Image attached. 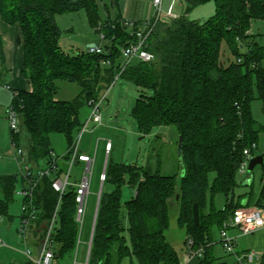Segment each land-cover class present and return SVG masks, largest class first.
<instances>
[{
	"label": "trees",
	"instance_id": "trees-1",
	"mask_svg": "<svg viewBox=\"0 0 264 264\" xmlns=\"http://www.w3.org/2000/svg\"><path fill=\"white\" fill-rule=\"evenodd\" d=\"M186 13L214 2L215 14L204 22L186 14L169 21L158 20L151 34V62L137 61L127 66L120 77L153 91L141 93L132 115L141 132L159 125L174 126L183 137L185 174H163L161 169L137 163L114 162L106 165L94 229L89 264H182L181 256L169 243L170 204L179 194L177 223L193 240V250L202 248L199 264H229L217 255L214 228L220 229L239 207L264 204V164L262 188L236 193L242 185L238 169L243 150L256 143L264 126L254 120L251 102L263 103L264 112V34L251 33L255 20L264 21V0H184ZM119 0H0V14L9 24H19L24 39L23 74L33 91L12 90V105L20 115V131L12 141L20 143L23 129L29 133L28 153L35 166L51 160V134L63 133L70 147L83 123L81 110L92 99H100L120 72L121 48L133 37L123 19L107 17ZM102 4L103 7L100 6ZM86 10L89 24L110 44L101 53H67L60 45L62 30L56 22L59 14ZM141 22H137V26ZM261 36L263 43L257 40ZM226 44L231 58L222 60ZM110 61V65L104 64ZM0 84L6 73L4 40L0 34ZM78 83L79 93L71 100L56 98L58 81ZM243 137L240 138L239 134ZM179 143V138H178ZM264 155V154H263ZM210 173L215 177L210 182ZM18 174H0V215H8L9 199L16 190ZM135 189V195L122 200L123 186ZM218 194L226 196L224 209L215 205ZM40 210L33 225L41 238L58 202L51 180L43 178L35 192ZM76 191L63 196L59 223L53 237L56 261L77 247L79 226ZM10 219L13 217L9 216ZM8 264H16L10 262ZM259 264H264V252Z\"/></svg>",
	"mask_w": 264,
	"mask_h": 264
},
{
	"label": "rangeland",
	"instance_id": "rangeland-1",
	"mask_svg": "<svg viewBox=\"0 0 264 264\" xmlns=\"http://www.w3.org/2000/svg\"><path fill=\"white\" fill-rule=\"evenodd\" d=\"M98 2L109 3L110 0H98ZM213 3H206L195 7L189 16L197 21H205L215 14ZM101 7L102 4H100ZM167 9L163 6V11ZM103 17H106V12L102 8ZM56 22L62 30L60 37L61 47L69 54L88 51L89 44L103 45L110 44L107 39H102L101 35L95 28L89 24L86 10L76 12H67L59 14L56 17ZM254 34H264V21L255 20L251 28ZM257 40L263 43L261 36L257 35ZM231 53L226 44L222 47V60L225 63L229 62ZM264 67V60H263ZM59 90L56 98L60 100H71L80 91L78 83H72L66 80L58 81ZM141 93L151 95L153 91L148 88H142L123 77H115L112 84L105 89L103 95L106 97L102 103V123L100 125L90 124V130L86 131L81 140L79 147L82 151L94 155L96 152L95 163L92 170L90 193L87 198L86 212L84 224L79 230V240L76 249L58 261V264H83L87 258L88 245L87 241L90 237L93 220L98 206L100 191L109 192L113 189V185L103 183L100 180V174L104 172L107 161L110 158L112 161L127 164L137 163L141 166H151L153 170L161 169L163 174L178 175L180 181L181 162L178 156V133L174 126L159 125L153 127L148 133L141 132L137 120L132 115V110L136 99ZM12 93L6 86L0 84V174H19V164L15 158L16 148L11 141V127L7 118L8 110L12 105ZM91 108L85 105L80 114L82 123H85ZM252 116L257 123L264 126L263 103L256 98L251 102ZM80 133V131H79ZM78 133V134H79ZM77 134V135H78ZM112 140L113 149L107 153L105 148L106 140ZM257 154H264V130L259 134ZM29 133L26 129L21 132L19 147L28 151ZM51 145L56 155L63 156L68 149V143L65 135L60 132L51 134ZM63 160V159H62ZM66 164V163H65ZM62 165L66 171L68 165ZM83 168V167H82ZM82 168L76 164L72 170L73 180L78 181ZM254 173V191L258 194L262 188V165H257ZM215 173H210V182L213 181ZM241 176H239V180ZM22 183L17 184V189L22 188ZM250 187L239 186L236 193H246ZM122 200H130L136 193L135 189L128 184L123 186ZM215 205L218 209H224L226 205V196L218 194L215 197ZM255 207V206H253ZM179 213L178 202L170 204V225L166 231V237L173 248L183 257L186 252V230L181 228L177 223ZM9 216L13 217L12 219ZM22 216V197L16 192L9 199L8 215H0V238L5 244L0 245V264H8L15 262L19 264L25 260L26 255L21 251L26 249L24 241L21 240L17 228L20 226ZM214 240H220L218 228L213 231ZM220 243V242H218ZM242 247V239L239 240ZM219 247V244H217ZM13 247L18 250L12 249ZM32 247V245L30 246ZM228 256V254H227ZM129 258L125 260L128 261ZM229 264H235L234 259H228Z\"/></svg>",
	"mask_w": 264,
	"mask_h": 264
},
{
	"label": "built area",
	"instance_id": "built-area-1",
	"mask_svg": "<svg viewBox=\"0 0 264 264\" xmlns=\"http://www.w3.org/2000/svg\"><path fill=\"white\" fill-rule=\"evenodd\" d=\"M155 15L153 18L141 22V25L137 26V22L126 20L123 21V25L132 35V41L121 48L120 59V72L116 74V78L120 77L121 72L129 65L137 61L151 62L155 59V54L150 50V37L158 20L169 21L172 18L178 17L170 9L167 13L163 11L162 0H153ZM104 40V34H100ZM104 51L103 45H94L88 48V52L101 53ZM104 64L110 65V61H105ZM106 97V94L100 97V99H92L89 101L91 108L90 114L85 123H83L80 133L76 136L73 144L68 147L67 152L63 156H58L55 152H51V160L47 165L35 166L30 160L28 151L21 149L16 141H12V134L20 131V115L18 111L11 105L8 110L7 118L11 127V141L16 148L15 158L19 164L20 172L18 174L20 180L23 182L21 189L15 190V192L22 197V216L20 219V226L17 228V232L20 238L28 243L29 235L34 229L33 225L40 212L35 199V192L38 188L40 181L47 177L51 180L52 188L58 193V202L55 210L49 220V223L45 227V231L41 238L38 239L39 253L37 256L33 255L32 249L27 245L25 254L34 264H57L55 254V241L54 231L59 223V211L63 196L70 189L74 188L76 191L77 211L75 214V220L78 226L82 228L84 224L87 198L90 193V183L92 170L95 163L96 152L94 155L84 152L80 149L79 144L83 134L90 130V124L100 125L102 123L101 107ZM239 137L242 138L243 134L240 133ZM107 153H110L113 149L112 140L108 139L105 143ZM258 145L253 143L252 146L244 148V160L240 164L238 169V175L245 176L248 173V166L251 159L257 154ZM64 159L69 169H63L60 166L59 160ZM82 164V173L78 181L73 180L72 170L73 167L78 164ZM106 167L104 172L100 174V180L104 183L106 177ZM102 193V192H101ZM101 195L99 193L100 202ZM97 211V209H96ZM98 214V212H97ZM96 213L94 216L93 226L88 241L87 258L83 264H89L90 253L94 235V229L96 225ZM238 228L243 234L248 235L264 227V204L262 206L255 207H239L237 208L230 219L224 222L223 227L220 228V244L227 253L235 255V264H259L262 257V253L249 250L243 252H237V245L235 243V237L230 233L231 228ZM80 228V229H81ZM79 229V230H80ZM78 241L79 237H78ZM0 244H4V241L0 238ZM190 253L194 256L202 255V248L198 251L193 250V240H188Z\"/></svg>",
	"mask_w": 264,
	"mask_h": 264
},
{
	"label": "crops",
	"instance_id": "crops-1",
	"mask_svg": "<svg viewBox=\"0 0 264 264\" xmlns=\"http://www.w3.org/2000/svg\"><path fill=\"white\" fill-rule=\"evenodd\" d=\"M208 3L209 4L213 3L214 10H216V6L214 2H208ZM162 6H164L167 9L166 10L167 12L171 9L172 12L175 13L177 16L186 14L190 19L197 21V19L191 18L189 16V13H186V3L184 0H162ZM154 15H155V8H154L153 0H119L118 5L115 7H112L110 9V12L106 13V17L104 19H107V17L116 18L117 16H119L124 21L131 20L135 22H143L145 20L153 18ZM250 32L252 33V31ZM0 34L2 35L3 40H4V53H5L6 67H7L6 73L3 74L1 77V79L5 83L1 85L6 86L7 89L11 91V93L13 89L25 90L29 92L33 91V85L30 79L26 78L23 74L25 46H24L23 33H22L20 25L19 24L13 25V24L7 23L3 19L2 15L0 14ZM0 71H1V68H0ZM62 162L64 164L66 162L64 161V159L59 160L60 166L64 169ZM78 167L82 168V164L78 163ZM247 176H248V173L245 176H243L240 181L242 183V186L249 188V186L244 185V181L247 178ZM19 182L23 184L21 180ZM34 229H32L29 235L27 245L29 247L32 245V247L30 248L33 251V255L37 256L39 253L38 237H36L34 233ZM230 233L235 237V243L237 245V248H236L237 252L249 251L252 249V250L258 251L263 254L264 252V227L248 235L243 234L238 228L233 227L230 229ZM240 239H242V243H241L243 244L242 247H239ZM88 241L86 242L87 245H88ZM217 242H219V240ZM24 244L26 245L25 242ZM217 244H219V247L218 245L215 246L216 255L222 261L228 262L229 261L228 259H234L233 261L236 260L235 255L227 253L220 243H217ZM0 245H3V244H0ZM186 246H187V250L186 252L184 251L183 257H181V263L182 264H199V261H200L199 257L194 256L190 253L191 249L189 248V245H188V236L186 238ZM12 249L18 250V248L16 247H13ZM21 253L26 255L25 250L21 251ZM19 264H34V263L30 261L26 255L25 260H22V262H20ZM123 264H130V259H128V261L124 260ZM135 264H138V263L135 261ZM251 264H254V263H251Z\"/></svg>",
	"mask_w": 264,
	"mask_h": 264
},
{
	"label": "water",
	"instance_id": "water-1",
	"mask_svg": "<svg viewBox=\"0 0 264 264\" xmlns=\"http://www.w3.org/2000/svg\"><path fill=\"white\" fill-rule=\"evenodd\" d=\"M95 43H91L89 44L88 46L91 47V46H94ZM178 156H179V159H180V162H181V176H180V180L181 178L184 176L185 174V167L182 163V160H183V137L182 135L179 136V143H178ZM264 164V155H257L255 157H253L249 163V166H248V176L247 178L245 179L244 181V185H247L249 186L253 180H254V169L257 165H262ZM101 192L102 190L100 191V195H101ZM179 194L176 195V201L178 202L179 201ZM98 209H99V202H98V206H97V211H96V218H97V212H98Z\"/></svg>",
	"mask_w": 264,
	"mask_h": 264
}]
</instances>
